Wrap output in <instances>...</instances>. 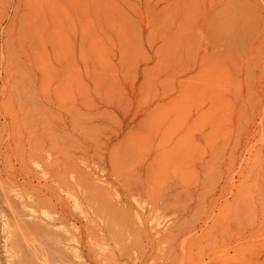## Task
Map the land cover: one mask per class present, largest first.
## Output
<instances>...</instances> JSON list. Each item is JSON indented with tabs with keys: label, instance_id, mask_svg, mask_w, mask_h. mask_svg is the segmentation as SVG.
Instances as JSON below:
<instances>
[{
	"label": "rangeland",
	"instance_id": "rangeland-1",
	"mask_svg": "<svg viewBox=\"0 0 264 264\" xmlns=\"http://www.w3.org/2000/svg\"><path fill=\"white\" fill-rule=\"evenodd\" d=\"M263 66L264 0H0V214L8 218L15 207L22 216L12 194L26 191L32 206L37 190L42 196L65 174L70 185L57 192L76 198L101 229L99 194L120 201L107 182L108 153L125 150L140 125L144 137L148 125H182L191 134L215 125L224 146L255 125L245 140L263 147ZM19 164L27 180L10 187L6 177ZM145 176L155 181L152 172ZM253 193L244 220L259 234L264 176H255ZM41 210L55 213L50 205ZM169 218L153 219L167 226ZM139 220L133 207L127 221L110 216L112 236L87 238L81 219L83 264H190L164 260L165 244L160 252L143 247L135 237ZM39 253L34 264H56L50 249Z\"/></svg>",
	"mask_w": 264,
	"mask_h": 264
},
{
	"label": "bare ground",
	"instance_id": "bare-ground-1",
	"mask_svg": "<svg viewBox=\"0 0 264 264\" xmlns=\"http://www.w3.org/2000/svg\"><path fill=\"white\" fill-rule=\"evenodd\" d=\"M254 126L238 129L236 138L226 146L221 145L215 125H206L200 134H191L182 125H148L145 137L144 125L128 133V150L111 149L108 153L106 178L117 188L120 201L113 203L106 198L108 193L99 194L105 215L101 229L96 227L95 214L82 215L76 198L57 192L60 185H70L65 174L57 176L55 187L46 185L42 196L37 190L32 206L26 203L32 198L26 191L12 194L23 214L15 207L9 208L8 218L0 214L4 262L34 264L40 249H50L56 264H83L76 224L84 220L81 232L87 238H96L99 231L112 236L114 231L106 227L110 216L127 221L129 209L135 207L140 218L136 239L151 252H160L165 244L166 261L264 264V228L258 234L259 227L244 220V209L252 208L245 198L256 200L255 176H264V146L245 140ZM70 169L78 180L87 181L78 167ZM147 172L153 173L155 181L144 177ZM9 173L7 170L3 175ZM6 179L12 183L10 187L25 184V166L19 164ZM207 182H211L209 186ZM44 205L53 207L55 213L42 211ZM157 213L171 214L169 225L159 226L153 219ZM70 221L74 225L69 226ZM40 239L49 242V248L43 247ZM87 250L88 256H94L89 245ZM103 250L98 248L105 260L107 252Z\"/></svg>",
	"mask_w": 264,
	"mask_h": 264
}]
</instances>
